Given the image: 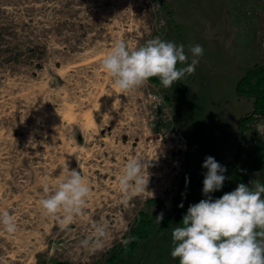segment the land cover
<instances>
[{
  "label": "rangeland",
  "instance_id": "rangeland-1",
  "mask_svg": "<svg viewBox=\"0 0 264 264\" xmlns=\"http://www.w3.org/2000/svg\"><path fill=\"white\" fill-rule=\"evenodd\" d=\"M219 2L0 0V210L17 221L14 233L0 226V264H103L124 247L121 239L132 240L137 219L148 223V235L118 264H175L171 232L177 225H159L173 212L182 167L198 162L192 153L225 166L237 155L241 134V168L247 179L253 176L247 165L260 143L246 125L239 133L251 100L236 86L264 57L256 35L248 52L225 38ZM205 3L214 8L211 18L201 10ZM155 37L184 45L186 53L201 45L195 72L167 89L149 80L107 95L113 85L101 57L117 40L138 47ZM132 157L149 160V182L147 191L125 202L117 178ZM65 168L86 178L90 196L82 215L62 229L41 214L39 201L45 180L51 187ZM159 213L164 218L157 224ZM101 223L109 240L90 252L80 241Z\"/></svg>",
  "mask_w": 264,
  "mask_h": 264
},
{
  "label": "clouds",
  "instance_id": "clouds-1",
  "mask_svg": "<svg viewBox=\"0 0 264 264\" xmlns=\"http://www.w3.org/2000/svg\"><path fill=\"white\" fill-rule=\"evenodd\" d=\"M155 5L158 7L159 3ZM160 23L163 27L165 21ZM203 51L197 44L189 48V55L184 45L160 37L138 47L129 46L123 39L117 40L100 60L113 85L106 94L137 90L153 77L158 78L165 89L170 88L195 72ZM178 64L182 66L177 67ZM255 131L264 136V123L257 124ZM148 167L149 160L138 157L124 163L117 183L125 202L147 191ZM202 167L207 169L202 187L205 198L190 204L180 220L182 226L172 230L171 257L178 258L179 264H264V183L255 181L254 186L239 183L234 190L213 199L211 194L219 191L228 179L227 169L212 156L205 158ZM89 196L90 185L86 178L78 170L65 168L51 187L45 180L39 201L41 214L59 220L60 227L67 229L82 215ZM155 218L160 224L163 213ZM0 226L8 233L17 230L16 218L7 209L0 210ZM108 240L107 225L101 223L93 225L92 234L80 244L95 252ZM130 242L131 238L120 241L125 247Z\"/></svg>",
  "mask_w": 264,
  "mask_h": 264
},
{
  "label": "trees",
  "instance_id": "trees-1",
  "mask_svg": "<svg viewBox=\"0 0 264 264\" xmlns=\"http://www.w3.org/2000/svg\"><path fill=\"white\" fill-rule=\"evenodd\" d=\"M179 64L177 65V67ZM154 84L161 87L158 78H150ZM238 94L243 95L251 100V110L240 117L239 119V133L245 130L246 122L251 118L253 113L264 114V64L255 65L249 68L244 76L238 81L236 86ZM247 138V136H246ZM244 140L241 134L237 137V155L233 159L226 163L225 167L227 171L225 176L228 179L225 180L223 187L214 193H212L213 199L219 198L224 193L230 192L235 189L237 184L244 183L252 186V182L259 181L264 183V166L263 156L260 151V146L255 144V149L251 151L253 160L247 165L253 172V176L247 179L246 170H243L242 162L240 160L241 153H243ZM244 165L247 162L243 161ZM203 162L198 161L193 167L183 166L181 171V179L179 183V191L173 200V212L171 215L166 216L163 222L159 225V230L164 228L167 224L173 221L177 226H182V216L186 213L190 204L198 203L201 199H204L202 194L204 174L207 169L202 167ZM258 173V174H257ZM251 175V174H250ZM183 205L180 207L179 205ZM148 223L142 219H137L135 226L132 228L130 234L132 236L131 242L125 247L120 248L119 251L109 253L105 258L103 264H118L121 255L131 252L136 245L142 241L149 232ZM51 264H70L66 261H54ZM175 264H179V259H175Z\"/></svg>",
  "mask_w": 264,
  "mask_h": 264
},
{
  "label": "crops",
  "instance_id": "crops-1",
  "mask_svg": "<svg viewBox=\"0 0 264 264\" xmlns=\"http://www.w3.org/2000/svg\"><path fill=\"white\" fill-rule=\"evenodd\" d=\"M253 5L254 0H220L216 6L222 13L221 17L224 18H221L220 22L228 28L225 33V38L235 40V44L241 42L242 45H245L244 52H248L253 47L255 35L258 46L261 48L259 35L260 24L259 19L255 16V5ZM212 8L211 4L205 3L201 10L206 17L211 18ZM262 53L264 57L263 50ZM191 147L193 151L192 144ZM192 155L194 162L200 161L203 158V153H199V151L198 153H192Z\"/></svg>",
  "mask_w": 264,
  "mask_h": 264
},
{
  "label": "built area",
  "instance_id": "built-area-1",
  "mask_svg": "<svg viewBox=\"0 0 264 264\" xmlns=\"http://www.w3.org/2000/svg\"><path fill=\"white\" fill-rule=\"evenodd\" d=\"M255 16L259 19V35H260V45L264 52V0H259L258 5L255 7L254 10ZM169 119L172 120L171 114H169ZM259 123H264V114L260 113H253L251 115V119L248 123H246V127L248 129H252L255 133V127ZM257 134V133H256ZM258 136L260 147H261V154L263 156V166H264V136Z\"/></svg>",
  "mask_w": 264,
  "mask_h": 264
}]
</instances>
